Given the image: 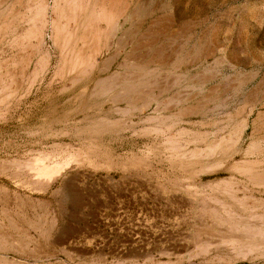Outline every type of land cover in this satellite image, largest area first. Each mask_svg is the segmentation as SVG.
Returning <instances> with one entry per match:
<instances>
[{"label":"rangeland","instance_id":"374dc122","mask_svg":"<svg viewBox=\"0 0 264 264\" xmlns=\"http://www.w3.org/2000/svg\"><path fill=\"white\" fill-rule=\"evenodd\" d=\"M71 1L0 0V263L264 264V0Z\"/></svg>","mask_w":264,"mask_h":264},{"label":"bare ground","instance_id":"6f19581e","mask_svg":"<svg viewBox=\"0 0 264 264\" xmlns=\"http://www.w3.org/2000/svg\"><path fill=\"white\" fill-rule=\"evenodd\" d=\"M90 1V0H89ZM96 1V0H95ZM118 1V0H117ZM85 2V1H84ZM99 2V1H98ZM103 2V1H102ZM101 2V3H102ZM106 2V1H105ZM120 2V1H119ZM70 4H68V12H67V16H66V19H67V21H69V22H71L72 23V26H73V24H74V26H75V28L77 27V26H79V17H78V13L76 12V11H78L79 9H81V6L82 5H80L79 4V2H78V0H72L71 2H69ZM112 4V3H111ZM117 4V3H116ZM40 5V4H39ZM84 6V5H83ZM94 6V5H93ZM129 7V6H128ZM95 8V7H94ZM105 8V6L102 4V6L100 7V12H101V16L102 17H104V16H107V13H106V15L104 14V9ZM109 8H110V6H109ZM111 9H112V7H111ZM115 9V8H114ZM38 10H40V12L42 11V12H44V10H45V6L44 5H42V6H40L39 7V9ZM82 10H80V12H81ZM117 11V10H116ZM63 12V11H62ZM84 12V11H83ZM82 12V13H83ZM93 12V11H92ZM99 11L98 12H96V13H100ZM107 12V11H106ZM111 12V11H110ZM79 14H81V13H79ZM97 14V15H98ZM91 15H92V13H91ZM79 16H81V15H79ZM95 17L94 18H92L93 20L92 21H99L100 20V18H99V15L98 16H96V15H94ZM39 19V18H38ZM106 19V18H105ZM109 19V18H108ZM107 19V20H108ZM82 21V20H81ZM80 21V22H81ZM92 21H90V22H92ZM84 22V21H83ZM91 24V23H90ZM93 24H95V22L93 23ZM115 24V23H114ZM96 25V24H95ZM2 26V25H1ZM88 26H89V24H88ZM84 27V26H83ZM114 28H115V26H113ZM86 28V27H85ZM95 28V27H94ZM113 28V29H114ZM84 29V28H83ZM82 29V30H83ZM92 29V28H91ZM96 29V28H95ZM98 29V28H97ZM100 29V28H99ZM120 29V28H119ZM79 30V29H78ZM88 30V29H87ZM86 30V31H87ZM94 30V29H93ZM101 30V29H100ZM115 30V29H114ZM102 31V30H101ZM135 31V30H134ZM95 32H97V31H95ZM90 33V32H89ZM101 33V32H100ZM99 33V34H100ZM88 34V33H87ZM87 34L85 35V37H84V39L82 38V40L84 41L85 39H86V36H87ZM97 33H95L93 36H95ZM91 35V36H92ZM98 35V34H97ZM81 36H82V34H81ZM97 37V36H96ZM95 37V38H96ZM29 38V37H28ZM101 38V37H100ZM23 39V38H22ZM32 39V38H31ZM69 39V38H68ZM81 39V38H80ZM94 39V38H93ZM97 39V38H96ZM96 39H95V41H96ZM91 40V39H90ZM86 41V40H85ZM92 41H94V40H92ZM90 42V41H89ZM96 43H98L97 41H96ZM22 44V43H21ZM82 46V45H81ZM94 46V45H93ZM92 46V47H93ZM24 47V46H23ZM87 47V46H86ZM85 47V48H86ZM84 48V49H85ZM91 48V47H90ZM79 49H81L82 50V48L80 47ZM80 51V50H79ZM90 53V52H89ZM82 57V56H81ZM137 74V73H136ZM114 78V77H113ZM103 82V81H102ZM111 83V82H110ZM97 84H98V82H97ZM118 96V95H117ZM123 98V97H122ZM135 104V103H134ZM196 110V109H195ZM41 231V230H40ZM44 234V233H43ZM4 241V240H3ZM2 245V244H1ZM3 249V248H2ZM4 261V260H3ZM1 264V263H0Z\"/></svg>","mask_w":264,"mask_h":264}]
</instances>
